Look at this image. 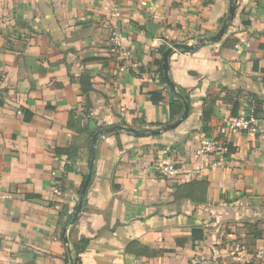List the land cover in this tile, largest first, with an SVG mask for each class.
<instances>
[{
    "label": "crops",
    "instance_id": "obj_1",
    "mask_svg": "<svg viewBox=\"0 0 264 264\" xmlns=\"http://www.w3.org/2000/svg\"><path fill=\"white\" fill-rule=\"evenodd\" d=\"M230 1L0 0V264H74L81 237L89 242L75 264H264V0H238L219 42L169 54L188 117L159 135H99L81 210L67 221L91 145L66 127L69 110L83 113L90 131L169 123L176 95L161 81L160 49L213 35ZM229 34L239 42L224 47ZM113 35L136 69L112 52ZM153 91L163 96L158 104ZM207 97L215 105L204 122ZM235 101L239 115L254 102L258 120L223 131ZM45 105L54 110L44 113ZM219 133L232 150L204 154L201 139ZM68 147L70 155L55 152ZM165 163L178 168L175 177L163 176ZM192 179L209 182L202 206L173 199V187ZM194 227L202 239H191ZM131 241L169 251L133 256Z\"/></svg>",
    "mask_w": 264,
    "mask_h": 264
},
{
    "label": "trees",
    "instance_id": "obj_2",
    "mask_svg": "<svg viewBox=\"0 0 264 264\" xmlns=\"http://www.w3.org/2000/svg\"><path fill=\"white\" fill-rule=\"evenodd\" d=\"M241 14L242 15L244 14V10L241 11ZM241 23L243 26H249L250 20L242 18ZM219 41L220 40H218L216 42H219ZM238 42H239V39L237 37H235L232 34H229L225 38V40L222 42V45L224 47H231V46L236 45ZM166 48L167 47H161V49H160L161 53ZM98 59H99L98 57H86L84 59V61L85 60L94 61V60H98ZM157 64L159 65L158 68H159V72H160L161 81L164 84H167L164 77H163V72H162V68H161V64H162L161 59H159L157 61ZM253 68H257V61L253 62ZM177 89H178V93L175 92L176 98L173 99L168 104L169 122H173L183 111V102L179 98V94L187 95L185 89H183L181 86H177ZM149 97H150V101L154 104H158L163 99L161 92H158V91L149 92ZM205 100H207L208 105L205 106L201 111V119L204 122L210 120L211 116L213 115L214 105H215V100H213V99L210 100L209 97H207ZM2 105H3V102L0 100V106H2ZM53 110H54V105H45L44 106V113H46V114L51 113ZM237 111H238V103L235 101L232 103L230 115L232 117L238 116L239 114H237ZM256 111L259 112V108L257 105H256ZM31 118H32L31 112H29V111L24 112V115H23L24 121H29V120H31ZM66 127L68 129L78 133V134H84V135L87 134L89 141H91L92 135L98 129L101 128V127H97L94 130L90 131L88 126L83 122V113H78L76 109L69 110L68 119L66 122ZM175 128H173V129H175ZM173 129H171V130H173ZM159 134H155V135H159ZM227 149H228V152L232 150V147L230 144H228ZM55 152L58 154L70 155L72 152V147L56 148ZM92 152H93V148L91 145H89V153H88V157H87L86 172L83 174V177H82L83 179H82V182H81L79 189H78V192H77L78 197L80 195V190H81V186L83 184V180H84V178L87 174L88 168H89V162H90V159L92 156ZM208 185H209V182L207 180H204V179H192L190 181L178 183L173 187V190H172L173 199H174V201H190L193 204H195V206H202L206 202V193H207ZM77 202L73 206V210L70 213L67 221H69L72 218V216H73V214L77 208ZM190 237L192 240L202 239L203 238L202 229L195 228V227L191 228V236ZM88 242H89L88 238L81 237L80 239H78L74 243V254H75V259L73 261L74 264L76 262H79V259L77 256H78V254L83 252V250L86 248ZM126 251L133 256L136 255V256H145V257H155V256H160V255H162V253L169 251V250H167V249H152L146 245H142V244L138 243L137 241H131L127 244Z\"/></svg>",
    "mask_w": 264,
    "mask_h": 264
},
{
    "label": "water",
    "instance_id": "obj_3",
    "mask_svg": "<svg viewBox=\"0 0 264 264\" xmlns=\"http://www.w3.org/2000/svg\"><path fill=\"white\" fill-rule=\"evenodd\" d=\"M237 1L238 0H231L230 1V5L228 8V12H227V16L226 18L222 21L220 27L218 28V30L211 36L208 37H201L196 39L193 43H180V42H175L173 43L171 46L167 47L163 52H162V57H161V68H162V72H163V77L167 83V85L174 90L175 92L178 93L177 87L176 85L170 80L169 75H168V69H169V63H168V57L169 54L175 49H182V50H193L199 46L204 45L205 43H213L216 42L218 40H220L226 29L228 28L230 22L233 19L234 16V12L236 9V5H237ZM152 23V21L149 22ZM82 84V88L84 91H89L91 89L90 86V82L88 79H84L81 81ZM179 98L181 99V101L183 102V111L182 113L173 121V122H169V123H165L161 126H158L156 128H147V129H142V130H137L133 127H128V126H124V125H109V126H105L102 127L100 129H98L91 137V146L93 148V152H92V156L89 162V168L87 171V174L83 180V184L81 186V190H80V195L78 198V202H77V208L72 216V218L69 220L68 224H73L77 218H78V214L81 210L82 207V203H83V198L85 195V192L87 190V187L89 185L90 179H91V173H92V167H93V162L95 159V144L96 141L99 137V135H103V134H107V133H111L114 131H126V132H130L136 135H155V134H159L161 132H165L168 130H171L175 127H177L182 121H184L188 114H189V104H190V99L188 95H182L179 94ZM66 228H63V239L65 242H67V237L65 236V232H66ZM72 264V263H71Z\"/></svg>",
    "mask_w": 264,
    "mask_h": 264
},
{
    "label": "built area",
    "instance_id": "obj_4",
    "mask_svg": "<svg viewBox=\"0 0 264 264\" xmlns=\"http://www.w3.org/2000/svg\"><path fill=\"white\" fill-rule=\"evenodd\" d=\"M111 50L116 54L118 60L123 62L126 66L133 69L137 68V63L133 61L134 59L130 50L124 45L123 40L119 37V35H113ZM257 113L255 103L252 102L244 113L236 117L227 118L224 124L225 130L223 131L239 132L251 128L258 120ZM227 146L228 142L226 139L222 138L220 133L212 138L203 137L201 139V150L204 154L223 150L226 151ZM161 172L165 177H175L179 171L174 164L165 163L161 167Z\"/></svg>",
    "mask_w": 264,
    "mask_h": 264
},
{
    "label": "rangeland",
    "instance_id": "obj_5",
    "mask_svg": "<svg viewBox=\"0 0 264 264\" xmlns=\"http://www.w3.org/2000/svg\"><path fill=\"white\" fill-rule=\"evenodd\" d=\"M232 23V21L230 22V24ZM221 25V24H220ZM227 31H228V29H226V31H225V34L227 33ZM109 126V125H108ZM259 229H261V228H259Z\"/></svg>",
    "mask_w": 264,
    "mask_h": 264
}]
</instances>
